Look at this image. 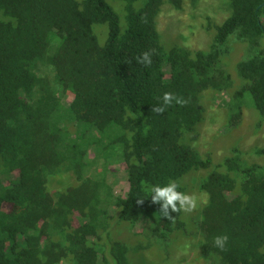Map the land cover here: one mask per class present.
I'll return each instance as SVG.
<instances>
[{
	"label": "trees",
	"instance_id": "1",
	"mask_svg": "<svg viewBox=\"0 0 264 264\" xmlns=\"http://www.w3.org/2000/svg\"><path fill=\"white\" fill-rule=\"evenodd\" d=\"M123 1L120 33L105 0H0V264H132L130 246L110 237L114 219L145 221L136 253L168 257L164 244L181 234L197 237L208 264H264V164L247 163L246 147L214 160L194 145L209 104L237 130L245 110L256 113L255 130L264 124V0H228L206 49L162 45L161 7L182 0ZM233 42L244 51L231 73ZM145 51L147 66L137 61ZM165 92L188 102L153 111ZM253 151L264 155V144ZM116 164L126 167L123 194L106 176ZM60 173L71 186L49 191ZM187 175L206 203L160 217L147 187ZM224 234L221 250L214 238Z\"/></svg>",
	"mask_w": 264,
	"mask_h": 264
},
{
	"label": "rangeland",
	"instance_id": "2",
	"mask_svg": "<svg viewBox=\"0 0 264 264\" xmlns=\"http://www.w3.org/2000/svg\"><path fill=\"white\" fill-rule=\"evenodd\" d=\"M115 11L118 21L120 33L127 28L125 2L123 0H105ZM142 5V1L133 3V7L138 8ZM230 8L228 0H182L181 8L175 9L168 3H164L161 11L157 16V30L162 45L168 49L172 47L184 46L191 49H206L211 41V30H208V24L219 23L229 14ZM264 24V17L262 18ZM98 41L103 44L106 38V26L97 24L94 26ZM235 51L232 52L226 60L227 65L233 71V65L242 57L244 48L240 43H232ZM168 76V71H166ZM72 99L69 93L67 101ZM206 119L202 123L201 138L194 142L201 155L209 153L215 160L221 156L227 155L230 149L237 147L244 150L246 154L244 159L247 163L264 164V155H258L253 150L264 144V124L255 130L257 120L256 113L252 110H245L244 117L237 127H231L228 124V116H226L222 107L216 103L209 104L206 107ZM242 137V138H241ZM260 143V144H258ZM262 143V144H261ZM195 148V147H194ZM124 164H116L110 168V172L106 175L116 194H123L127 189L126 172ZM17 172H13L11 178L17 177ZM185 177V178H184ZM181 179V185L186 189L187 194H195L200 197V202L196 208H199L206 201L205 193H202L196 184L194 177L184 176ZM4 184L9 183V178H4ZM72 177L68 173H60L50 177L47 183L49 191L63 190L71 186ZM10 205L3 204V210L8 211ZM145 221H139L131 226L127 222H116L114 219L110 226V237L122 240L130 246L133 255L132 264H208L202 257L197 243V237L189 235L177 234L178 243L174 246L173 240L170 238L164 248L167 247L168 257L163 252L157 251L136 253L133 246L145 230ZM157 247L159 245L156 244ZM173 247V249H172ZM161 249V248H160Z\"/></svg>",
	"mask_w": 264,
	"mask_h": 264
},
{
	"label": "clouds",
	"instance_id": "3",
	"mask_svg": "<svg viewBox=\"0 0 264 264\" xmlns=\"http://www.w3.org/2000/svg\"><path fill=\"white\" fill-rule=\"evenodd\" d=\"M151 52L145 51L140 57H137L139 63H143L146 66L152 63ZM163 104L153 108V111L157 113H163L165 107L171 105L175 101L178 105H185L188 101L181 96H176L173 93L165 92L162 97ZM181 187L180 183L175 180H169L164 185H151L148 186L146 191L150 193L152 203L159 204V215L160 217L173 220L174 217L171 213H178L180 211L192 212L198 206L200 197L195 194H187L179 190ZM144 199L138 198L137 203L143 204ZM206 203V201H203ZM228 236L218 235L214 238V244L216 247L223 250L227 244Z\"/></svg>",
	"mask_w": 264,
	"mask_h": 264
}]
</instances>
